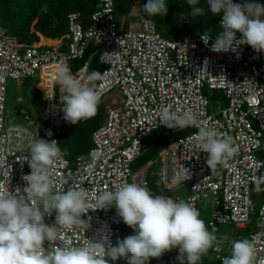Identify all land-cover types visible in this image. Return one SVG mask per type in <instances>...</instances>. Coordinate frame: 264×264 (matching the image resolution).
Masks as SVG:
<instances>
[{
    "label": "built area",
    "instance_id": "built-area-1",
    "mask_svg": "<svg viewBox=\"0 0 264 264\" xmlns=\"http://www.w3.org/2000/svg\"><path fill=\"white\" fill-rule=\"evenodd\" d=\"M221 19L222 16L218 27ZM148 20L140 17L137 21L120 24L115 0H100L89 17L88 26L83 25L79 13L67 15L68 31L58 39L57 45L20 44L0 28V88L4 89L0 99L3 105L0 111V193L23 190L27 186L23 176L31 172L27 161L31 138L36 133L40 139L58 142L60 132L71 126L63 119L56 68L61 64L69 67L71 62L82 60L92 45L105 77L96 81V89L100 102L111 96L110 104L104 108L101 126L91 134L87 154L78 155L70 163L62 152V158L50 166L56 183L54 190L83 187L89 194L88 200L95 203V195L135 182L146 184L154 195L185 201L197 210L200 202L210 200L207 229L217 236L211 249L214 258L222 263V258L230 255L233 241L245 236L255 244L254 264H261L264 262V191H253L252 181L253 177L264 175V167L255 166L257 162H264V52L257 53L247 44L238 46L236 52H213L210 45L215 37L211 34L208 47L201 39L202 33L164 39L156 26L154 30L146 27ZM89 66L87 60L71 74L83 80L89 74ZM29 79L37 80L35 89L42 103L41 121H33L24 110L17 115L16 110L10 112L7 108L8 81L23 83ZM206 92L219 93L225 107L216 106L214 112L210 111ZM164 107L173 112L192 109L199 124L185 128L191 129L190 133L134 171L132 164L146 149V137L163 127L159 115ZM199 126L215 128L239 148V154L216 172L211 173L206 164L207 153L196 139ZM48 130L52 136L46 135ZM257 138L261 141L260 150L252 146ZM154 166H157L156 171ZM184 168L191 178L177 183L176 177H183ZM153 178L157 194L151 188ZM64 179L69 183L64 184ZM261 187L264 188V184ZM81 219L89 222L88 228L63 229L54 244L45 241V252L51 253L56 246L78 247L89 239L98 240V230L102 228L112 245L121 236L122 219L115 207L89 209ZM44 222L53 225L55 212L45 216ZM218 225L249 231L223 240L217 235ZM129 231L130 235L135 234L130 227ZM178 255V249H173L162 257L169 264H179ZM121 260L112 262L122 264ZM146 264L163 263L159 258H149Z\"/></svg>",
    "mask_w": 264,
    "mask_h": 264
},
{
    "label": "clouds",
    "instance_id": "clouds-1",
    "mask_svg": "<svg viewBox=\"0 0 264 264\" xmlns=\"http://www.w3.org/2000/svg\"><path fill=\"white\" fill-rule=\"evenodd\" d=\"M207 11L221 15L219 31L214 40L210 31L201 39L206 47L212 40L213 52H236L238 46L247 44L255 52H264V5L247 0L240 4L233 0H206ZM189 15L204 16L206 10L198 6L199 0H187ZM138 10L148 17L165 16L168 8L165 0H147ZM146 27L155 28L151 20ZM239 33V38L237 37ZM224 78L223 76H220ZM105 77L99 71H92L81 80L71 74L66 64L57 65L55 80L59 85L60 103L63 105V119L76 125L82 120L94 117L100 103L96 81ZM4 89L0 88V99ZM47 95V94H46ZM52 99L53 97H48ZM3 105L0 104V111ZM160 125L172 130H183L198 126L197 114L192 109L173 112L169 107L160 110ZM46 135L52 136L51 130ZM196 139L203 152L207 153L206 164L212 172L223 167L239 154V148L230 137L215 128L198 127ZM253 149H261L259 138L253 141ZM62 158V150L56 140L50 142L31 138L30 159L27 161L30 174L24 175L26 187L15 192L0 193V264H109L118 258L127 264H146L149 258H160L164 253L178 249L179 264H198L202 256L214 248L217 236L209 232L200 212L185 201H174L164 195L152 194L146 184L124 183L116 190H105L94 196L95 203L88 200L83 187L69 186L66 190L56 189L50 166ZM257 168L264 162H257ZM185 169V168H184ZM187 169L180 183L190 179ZM68 184V179L63 180ZM253 191H264V175L253 177ZM41 205L42 207H38ZM115 207L123 223L133 229V235L117 239L112 245L105 229L98 230L100 238L78 247L56 246L51 253L43 247L45 241L54 244L63 229L76 226L89 227L81 216L91 211ZM55 212V223L47 225L45 216ZM255 244L247 238L235 240L231 253L222 258V264H254ZM106 257L108 259H106ZM264 264V262H261Z\"/></svg>",
    "mask_w": 264,
    "mask_h": 264
},
{
    "label": "trees",
    "instance_id": "trees-1",
    "mask_svg": "<svg viewBox=\"0 0 264 264\" xmlns=\"http://www.w3.org/2000/svg\"><path fill=\"white\" fill-rule=\"evenodd\" d=\"M99 2L100 0H0V28L16 38L20 44H37L41 38L38 45H54L56 42L46 39L58 40L66 35L68 31L67 15L69 13H79L83 25L88 26L89 17ZM117 2L118 0H115L116 5ZM144 2L146 4L147 0ZM165 3L168 8L165 16L148 17L142 11L141 17L153 21L158 33L163 38L166 35L174 37L168 38V40L177 39L183 36L182 34H185V37H194L211 28H217V23L221 17V15H212L210 11H207L206 0H199L198 5L205 8L206 14L197 17L189 15L191 9L187 0H165ZM85 55L86 57L84 56L82 60L71 62L69 66L71 73H74L87 60L90 62L89 73L92 71L101 73L102 66L98 64V55L92 45ZM31 80L34 79L24 81L23 87L27 89L30 96L40 101L39 92L36 91L35 85L31 84ZM103 117V105H98L94 117L82 120L76 125L71 124L69 128L60 132L58 143L70 163L78 155L87 154L91 148V134L101 126ZM190 131L191 129L172 130L163 126L150 133L144 141L146 149L134 161L132 169L135 171L147 162L154 160L161 150L177 139L186 136ZM243 232H247V229ZM159 260L163 264H169L162 256ZM198 264L222 263L214 258L210 249L208 253L202 256Z\"/></svg>",
    "mask_w": 264,
    "mask_h": 264
},
{
    "label": "rangeland",
    "instance_id": "rangeland-1",
    "mask_svg": "<svg viewBox=\"0 0 264 264\" xmlns=\"http://www.w3.org/2000/svg\"><path fill=\"white\" fill-rule=\"evenodd\" d=\"M237 1L238 0H235L234 2H237ZM253 2L264 5V2L261 0L260 1L253 0ZM144 5H145L144 0H118L117 5H116L117 21L120 24L122 23L124 24L128 20L137 21L138 18L141 17V12H142V10H138V9H141ZM167 30L169 29L167 28ZM208 31H210V34L212 36L216 37L217 33L221 31V29L217 26V28H211ZM182 35L185 36V34H182ZM164 38L168 39V38H174V37L170 35H166ZM36 81H37L36 79L31 80V84H33L34 86ZM17 84L18 83L14 81H8L7 83L8 111L11 112L13 109H15L18 115L19 111L23 109L24 111H26L28 114L31 115L33 121H36V120L41 121L42 103L39 100L30 96L26 89H23L22 87L18 88ZM114 93L116 94L117 92H114ZM206 95L209 99V103H210L209 110L210 111L214 112L216 110V106H219L220 108L225 107V101L223 100V97L219 93L213 94L210 92H206ZM17 98H20V99L16 100ZM110 98L111 96L109 98L107 97L104 101L100 102L99 106L103 105V108L109 106ZM156 169H157V166H154L153 170L156 171ZM153 182H155V178L151 180V188L154 191V193L157 194L158 191L153 185ZM198 211L200 212V218L204 220L206 228H207V221L209 219V215L211 212L210 200L205 199L202 202H200L198 204ZM234 232L244 234L243 231L237 232V230L233 226H230V225H224V226L218 225L217 226V235L223 240L230 238L231 235L234 234ZM129 235H130L129 227L125 225L122 221V233L119 239H123ZM244 237L245 236H243V238ZM121 262L122 264H127V260L124 258H122ZM109 264H121V263L109 261Z\"/></svg>",
    "mask_w": 264,
    "mask_h": 264
},
{
    "label": "crops",
    "instance_id": "crops-1",
    "mask_svg": "<svg viewBox=\"0 0 264 264\" xmlns=\"http://www.w3.org/2000/svg\"><path fill=\"white\" fill-rule=\"evenodd\" d=\"M40 39H41V38H39V42H40ZM44 39H46V38H44ZM46 40L56 42L54 45H57V44H58V40H52V39H46ZM39 42H38V43H39ZM44 46H50V45H44ZM23 86H24V85H23L22 83H18V84H17V87H18V88L22 87L23 89H26V88H24ZM26 90H27V89H26ZM108 98H109V97H108ZM18 99H20V98H17L16 100H18ZM104 100H105V99H104ZM104 100H103V101H104ZM110 100H111V99H110ZM21 110H23V109H21ZM12 111H15V109H13Z\"/></svg>",
    "mask_w": 264,
    "mask_h": 264
},
{
    "label": "water",
    "instance_id": "water-1",
    "mask_svg": "<svg viewBox=\"0 0 264 264\" xmlns=\"http://www.w3.org/2000/svg\"><path fill=\"white\" fill-rule=\"evenodd\" d=\"M184 194H187V190L184 191Z\"/></svg>",
    "mask_w": 264,
    "mask_h": 264
},
{
    "label": "bare ground",
    "instance_id": "bare-ground-1",
    "mask_svg": "<svg viewBox=\"0 0 264 264\" xmlns=\"http://www.w3.org/2000/svg\"><path fill=\"white\" fill-rule=\"evenodd\" d=\"M41 46V45H40ZM85 57H86V55H85Z\"/></svg>",
    "mask_w": 264,
    "mask_h": 264
}]
</instances>
